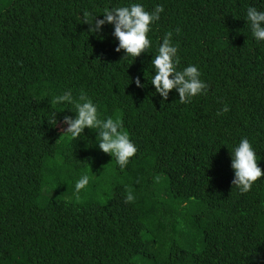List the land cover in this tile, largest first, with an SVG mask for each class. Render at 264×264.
Wrapping results in <instances>:
<instances>
[{"label": "trees", "instance_id": "obj_1", "mask_svg": "<svg viewBox=\"0 0 264 264\" xmlns=\"http://www.w3.org/2000/svg\"><path fill=\"white\" fill-rule=\"evenodd\" d=\"M133 3L164 8L136 58L115 51L114 25L83 23L85 10L104 19ZM249 7L264 0H0V264H264V175L241 193L231 167L247 138L264 170V40ZM168 32L177 70L196 66L208 85L190 103L151 84ZM68 91L122 120L138 149L125 168L99 148V129L62 135L74 105L50 101ZM100 158L124 180L107 202H84L107 191L103 173L75 191Z\"/></svg>", "mask_w": 264, "mask_h": 264}, {"label": "clouds", "instance_id": "obj_2", "mask_svg": "<svg viewBox=\"0 0 264 264\" xmlns=\"http://www.w3.org/2000/svg\"><path fill=\"white\" fill-rule=\"evenodd\" d=\"M164 8L157 5L152 12H148L138 3L130 6L104 9V19L90 20L91 13L87 10L83 13V23L88 24L91 33H99L105 24L114 25L113 35L118 39L119 45L116 52L124 51L126 56L139 57L147 52L151 47V41L147 34L151 30V24L160 19V14ZM247 24L250 26L252 34L257 41L264 40V11L257 10L256 7L247 9ZM94 21V22H93ZM179 32V29L176 30ZM172 32L166 33L162 43L158 47V54L154 56L152 65L155 75L151 84L155 86L156 93L168 100L169 93L175 89L179 94L180 103H190L192 97L201 93L207 94L208 85L200 79V72L196 66H188L182 71L177 70L180 59L177 55L178 48L172 44ZM146 75V74H145ZM131 79V83H132ZM137 87H145L140 82V78H135ZM67 102L74 105L77 115L65 116L63 123L67 125L62 129V135L70 134L76 139L84 133L86 128L99 129L97 139L99 148L106 154L115 158L121 169L125 168L131 157L138 149L130 140L129 133L123 130V122L119 118L111 117L106 120L98 117V110L92 100L81 92L78 100L73 98L72 92L68 91L62 95L51 99L52 105ZM229 111L227 105L217 115H222ZM54 117L57 115L53 114ZM57 124V123H56ZM61 135V136H62ZM232 164L235 179L233 186L239 188L241 193L251 190L253 183L264 175V170L258 166L256 153L250 141L243 138L239 145L231 152ZM89 184L88 175H83L75 184V191L79 193ZM134 201L133 195L129 192L125 197V203Z\"/></svg>", "mask_w": 264, "mask_h": 264}, {"label": "rangeland", "instance_id": "obj_3", "mask_svg": "<svg viewBox=\"0 0 264 264\" xmlns=\"http://www.w3.org/2000/svg\"><path fill=\"white\" fill-rule=\"evenodd\" d=\"M96 161H100L102 163L100 164V167L98 169L94 170L93 174L89 175L88 177L95 179L94 178L95 175H96V177H98L97 174L103 173V175L105 177H104V179H101V180L105 181V183L108 184V188H107V191L87 190L88 194H87V196L85 198L83 197V201L84 202L104 203V202L108 201V196H107L108 190L110 191V189L113 187V185H117V184L123 182L124 176L119 174V173H117L116 170L112 171L113 170L112 166L107 167L105 165V162H108V160L101 161V158H100V159H97ZM93 166H94V164H93ZM109 170H111L112 172H110Z\"/></svg>", "mask_w": 264, "mask_h": 264}]
</instances>
